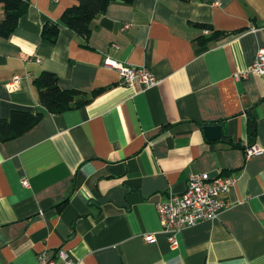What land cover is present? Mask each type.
Wrapping results in <instances>:
<instances>
[{"label":"crops","instance_id":"0c3cea01","mask_svg":"<svg viewBox=\"0 0 264 264\" xmlns=\"http://www.w3.org/2000/svg\"><path fill=\"white\" fill-rule=\"evenodd\" d=\"M28 1L0 37V119L42 116L0 142V264H37L59 248L75 264H264V152L244 150L264 148V74L234 76L264 48V0L112 1L87 39L62 27L53 42L43 24L76 1ZM107 56L148 67L157 83L121 86ZM43 72L90 101L47 111L34 84ZM206 125L220 137L209 140ZM201 172L234 177L229 206L184 227L171 248L155 204Z\"/></svg>","mask_w":264,"mask_h":264},{"label":"built area","instance_id":"2783aa9c","mask_svg":"<svg viewBox=\"0 0 264 264\" xmlns=\"http://www.w3.org/2000/svg\"><path fill=\"white\" fill-rule=\"evenodd\" d=\"M102 64L118 72L121 86L139 83L142 87L149 88L157 83L154 74L146 66L125 64L108 56L104 57ZM251 73L264 74L263 47L256 51L251 64L234 76L239 79ZM17 79L18 76H15L12 82H16ZM244 150L248 159L264 152V148L256 144H246ZM234 182L235 179L231 176L210 177L207 172L191 173L184 191L171 193L166 200L155 204L161 231L166 235L171 248L178 246L177 234L184 227L215 218L220 211L229 206V201L224 195ZM22 185L29 187V181L23 179ZM143 239L151 243L156 237L155 234H144ZM36 258L37 264H75L68 252L61 248L55 253L43 250L37 253Z\"/></svg>","mask_w":264,"mask_h":264},{"label":"trees","instance_id":"16d2710c","mask_svg":"<svg viewBox=\"0 0 264 264\" xmlns=\"http://www.w3.org/2000/svg\"><path fill=\"white\" fill-rule=\"evenodd\" d=\"M76 3L65 8L57 22H45L42 27L43 39L55 41L60 28L66 27L83 39H87L92 31L94 19L102 14L112 1L132 3L135 0H75ZM188 1V0H179ZM28 0H0V37H7L15 29L18 21L28 9ZM200 27L209 28L207 24H199ZM219 31H213L211 36L199 37L198 43L204 44L213 37L219 36ZM38 89L41 105L51 113L65 112L80 107L90 101L87 92L76 89H62L58 85L57 76L50 72H43L34 80ZM101 90H94L91 96L99 94ZM42 113L24 110H12L9 117L0 119V142L15 138L41 118ZM254 125L249 124L250 136L254 134Z\"/></svg>","mask_w":264,"mask_h":264},{"label":"water","instance_id":"95a60500","mask_svg":"<svg viewBox=\"0 0 264 264\" xmlns=\"http://www.w3.org/2000/svg\"><path fill=\"white\" fill-rule=\"evenodd\" d=\"M220 128V125H206L203 129L205 130L206 137L209 140H215L220 137Z\"/></svg>","mask_w":264,"mask_h":264}]
</instances>
